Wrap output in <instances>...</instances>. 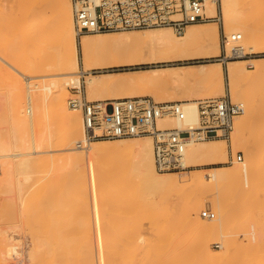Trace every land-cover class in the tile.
I'll use <instances>...</instances> for the list:
<instances>
[{
  "label": "bare ground",
  "instance_id": "obj_1",
  "mask_svg": "<svg viewBox=\"0 0 264 264\" xmlns=\"http://www.w3.org/2000/svg\"><path fill=\"white\" fill-rule=\"evenodd\" d=\"M22 1L28 3V7L23 10V20L26 22L36 8L38 0ZM217 1L205 0V12L208 16H216ZM39 2L38 9H46L49 12L48 23L29 24L22 39L15 40L8 50H5L0 42V76L4 77L3 84H5V89L0 91V213H2L1 217L7 220V225L0 228V264H10L13 259L17 264L27 262H29L27 264H36V260L38 262L36 256L42 250L45 257L50 255L52 258L44 259L40 264H81L80 261L83 260L87 264H122V257L116 255L110 258L105 252L109 242L106 224H109L110 208L119 210L118 213L115 214L114 211L112 214L116 220L113 221L114 230L123 234L122 232H126L124 230L131 226L130 222H136L133 221L134 218L131 221L132 211L126 208L130 203L135 208L134 212L139 215L151 212L154 215L152 218L158 220L156 224H161L170 208L164 206L158 214L157 210L151 207V200L156 198L159 201L158 199L164 196L165 189L171 186L183 185L202 189L205 192L212 191L214 201L220 200V191L226 186L241 191H247L252 187L253 168L258 166L257 158L264 157V137L256 135V140H252L251 137L258 122L264 124V91L257 94L259 88L255 90L256 86L264 84V59H252L254 61L252 69L244 66L243 62L246 60H229L226 65L230 97L234 101L243 102L245 107L243 114L236 116L240 118L236 120L234 130L230 132L231 144L234 149L244 148L245 160L233 162L229 168L208 169V173L203 172L206 169L159 172L155 167L152 139L149 135L133 136L129 140L122 137L111 142H101L100 140L103 139H99L85 143L80 108L68 103L66 85L78 87L80 78L84 76L85 90L91 98L119 99L150 95L157 101H182L186 112L185 119L183 121L172 118L160 119L159 126L196 123L197 99L217 96L223 92L222 72L218 64L220 62L199 63L194 69L167 66L146 70L147 72L144 73L139 71L137 75L124 74L112 78L108 77L111 73L97 75L92 74L91 70L137 62L217 56L219 41L216 25L191 23L181 34H176L168 26L82 34L79 38L80 57H78L70 0ZM251 2L253 0H220V6L226 35L233 31L240 32L242 39L239 44L247 50L254 51L261 48L258 43L257 27L261 11H252L251 9L255 7L251 6ZM32 47L36 49L34 56L29 54ZM9 67L19 74H15ZM45 67L50 73L41 75L44 77L43 81L29 82L30 78L37 76L33 74L36 68ZM20 74L27 77L25 88L19 77ZM165 84L174 86L176 93L179 94L159 93L158 88ZM199 84L207 88L204 93L198 94L197 90L190 88ZM50 105L52 109L49 108ZM51 113L63 128L60 136L64 142L62 148H59V135L51 126ZM79 142L84 144L79 145ZM54 146L57 148H53ZM52 151L65 153L56 158L44 154ZM113 152L132 157L131 170L121 175V178L113 177L114 172L107 167H103L102 171L99 170L101 162H109V156ZM185 156L186 161L197 165L225 161V142L222 139L190 141L186 145ZM63 166H66V170H62ZM84 170L92 171L93 217L98 236V251L88 256L75 257L65 254L59 247L60 199L55 193L59 194V186L69 180V175L72 176L76 186ZM76 171L80 174L78 175ZM35 172H46L49 174V181L33 186ZM44 202L54 207L52 208L54 215L50 213L52 216L50 219L53 220L46 227L48 237L52 233L57 237L54 244L50 242L47 248L40 250L42 239L38 234L30 235L31 245L26 251L21 239L11 236L8 230L23 227L26 220L21 223L19 219L28 213L31 206ZM203 202V199L188 201L183 210L193 231L202 234L196 239V251L186 249L190 253L185 250L189 253L185 258L184 255L187 253L181 251L182 249L178 251V248L185 244L182 245V237L181 239L174 237L173 244L170 243L171 247L163 250L161 245L159 250L156 245H152L153 242L143 240L139 234V239L137 238L139 241L134 243L140 252L137 257L132 258L131 264H225L229 261L235 247L225 231L228 227L229 211L217 205L219 215L204 220L199 214ZM52 205L49 207L51 208ZM30 213H32L31 209ZM126 218L130 221L127 222ZM157 229L160 230V227ZM210 233L221 240L220 250L214 251L210 248L206 236ZM260 236V227L253 223L250 229V241H256ZM130 241L128 240L127 243H131ZM181 252L184 258L180 256Z\"/></svg>",
  "mask_w": 264,
  "mask_h": 264
},
{
  "label": "rangeland",
  "instance_id": "obj_2",
  "mask_svg": "<svg viewBox=\"0 0 264 264\" xmlns=\"http://www.w3.org/2000/svg\"><path fill=\"white\" fill-rule=\"evenodd\" d=\"M39 1L40 0H38L36 8L32 11V13L29 15L28 19L25 22L23 20L24 19L23 10L28 7V3H25L22 0H0V42H2L3 44L2 47H4L5 50H8V47L12 45L13 42H15V40L22 39V37L24 36L26 32L27 27H29V24L31 23L41 24L44 22L45 24L48 23L49 12L46 9H38L40 8ZM251 3H252L251 6L253 8L255 7L254 9H251L252 11L254 12L261 11L259 12L260 18L259 20H257L258 21L257 27H258V34H259L258 43L259 45H261V48L257 49L258 51L257 50L251 51L249 49L248 50L249 52H261V51H264V0H253V2ZM214 17L215 19L213 20L199 22L198 24H203V25L215 24L216 25L218 41H219V53H220V38L222 34L226 35L225 30H224L223 20L221 18L220 0L217 1V14ZM79 38L80 37L75 36V44L77 47L78 57H80ZM245 50L247 49L245 48ZM35 53H36V49L32 47L29 54L34 56ZM213 57H216V56L203 57V58L200 57V58H193V59H187V60H175V61H159L158 60V61H151V62L150 61L137 62L133 64L110 66V67L103 68V69L93 68L92 70L95 69L96 71L93 72L91 70V72L92 74H97V75L111 73V75H109L108 77L111 76L110 78H112V76L117 77V76L124 75V74L125 75H132V74L137 75L140 73L139 71L144 73V72H147L146 70L149 71L155 68H161V67H167V66H183V67H186L185 69H194L196 68L195 65L199 63L219 62L218 60L213 59ZM260 58L264 59V54L253 56V57L232 59V60H246L243 62L244 66L246 68L252 69L254 67V63H253L254 61L252 59L255 60V59H260ZM218 64L222 72L223 92L220 95L210 96V97H222L224 95L230 96L229 83H228L229 80H228V75L226 71L227 63L221 64L220 62ZM249 64H251V66H249ZM10 70H12L15 74H19L15 69L10 68ZM118 72L122 74H116ZM48 73H50V70L47 67L43 69L36 68L33 74L37 76L30 78L29 82H33L35 80L38 82H41L44 79V77H42L41 75L48 74ZM19 77L21 78L23 82V86L25 88L28 82L27 77H25L24 75L22 76V74H20ZM80 79H81L80 87L84 91L88 100L109 99L107 97L100 98V99L91 98L85 90L84 76H82ZM3 82H4V77L0 76V91L5 89L4 87L5 84H3ZM202 85L199 84L198 86L195 85L190 88L192 90H197L199 92L198 94H200L202 92L204 93L206 91L205 89H207L204 85L203 86ZM200 86L204 87V89ZM66 88L68 90L67 92L68 100L72 96L75 97L77 95L75 93L74 86L67 84ZM258 88L259 90L257 91ZM255 90L257 91L256 92L257 94H260L262 91H264V84H260L256 86ZM157 91L159 93L179 94V93H176L177 90L175 89V87L170 86L169 84L161 85V87L158 88ZM179 91H183V90H179ZM146 96L154 98L153 96H150V95H146ZM210 97H206V98H210ZM199 99H204V98H199ZM49 108L52 109L53 108L52 105H50ZM80 113H81V110H80ZM242 114L243 112L240 115ZM239 118L240 117H236L234 119L232 131L234 130V125H235L236 120ZM50 121H51L52 129L55 131L56 134L59 135V148H62L64 142L60 139V136H61V132L63 131V128L62 126H60L55 115L52 113H51ZM81 123H82V113H81ZM256 128H254L255 130L253 129V132H252L253 135L251 136L252 140H256L257 136L259 135H262L260 137H264V124H262V122L261 123L258 122V126ZM123 138H125L126 140H129L131 137H123ZM117 139L118 138L103 139L100 141L101 142H111ZM210 139L224 140L225 148H226L225 161L204 164V165H197L195 163L193 164L192 162L187 161V163L189 164L191 163L194 166L191 168L185 169V170H181V171L185 172L188 170H205L206 169L203 172L208 173L209 172L207 171L208 169L212 170V168L214 167L229 168L230 166H232L233 162H242L245 160V150L243 147H238L236 149L232 148L231 133L228 138L214 137ZM53 148H57V147L54 146ZM64 153H65L64 151H52V152L44 153V154L47 156L56 158L57 156L59 157L62 156ZM238 154L241 155L242 157L241 160L236 159V156ZM109 157H110L109 162L107 163L101 162V167L99 168V170L101 169L100 171H102L103 167H107L112 172H114L113 177L121 178V175H124L125 173H128L131 170L130 169L131 165H133L132 157H128L119 152H113L110 154ZM257 163H258V166H255L252 171L253 181H254L252 187L247 191H241L238 189L237 190L234 189V187L226 186L220 191V195H221L220 200L222 201L220 200L214 201L212 197L213 195L212 191L205 192V191H202V189L200 190V189L187 187L183 185L178 186V187L171 186L172 188L171 187L166 188L165 189L166 192L164 196L161 197L162 199L161 198L158 199L160 202L157 201L156 198L155 199L153 198V200H155L153 201L151 200L152 197H150V200H151L150 205L152 208H155L157 210L158 214L161 213V209L164 206L171 209V211L169 209L168 211L169 213H166L165 217H163L164 219H162V223L161 224L157 223L158 225L156 224L158 220H156L155 218H152L154 217V215L151 212L148 214H145L147 216L139 215L136 212H134L135 208H133L132 207L133 205L130 203V206L126 208L132 211L131 221L134 218L135 220L133 221H136V222L138 221V222L137 223L130 222L131 226L127 228V230L126 229L124 230L126 232H122L123 234H120V232L114 230L113 221H116V220H115V217L113 218L112 216L114 211H115L114 213L116 214L118 213L119 210L116 209L117 210L116 211L114 208H110L109 211L111 214L109 215V220H108L109 224H106L107 237L109 239V242L105 250L106 254L110 258L116 255L120 256L123 259L122 264H131L132 258H134L135 256L137 257V254L140 252V249L136 248V244H135L139 241L138 240L139 234L143 240L149 241L150 243L153 242L152 245H156V247L159 250H161L162 248L163 250H165L171 247L172 245L170 246V243L173 244L174 240L172 239H174V237L176 239L178 238L181 239L182 237L183 243L182 242L181 243L182 245L184 243L185 244L184 246H180L181 248L179 247L178 251L180 249H182L181 251H183L184 253L186 251L189 252L191 250L196 251V247H197L196 239L199 236H202V234L199 235L198 233H195L193 231V227L191 226L190 222L185 218L183 210H184L185 205L188 203V201L191 202L196 199H203L204 202L200 208L199 214H200V217L204 220L206 219L210 220V218H205L201 216V211L204 209H211L215 213L213 218L219 215V212L217 211V208H216L217 205L219 207H225L229 211L228 227L225 231L227 233V236L234 242L233 244L235 245V247L233 251L231 252V258L225 264H264V157L262 156L258 157ZM62 170H66V166H63ZM181 171H175V172H181ZM76 173L78 174L77 171ZM33 174L35 175V177L33 178L34 180L33 186H37L39 183H46L50 179L49 174H47L46 172H38V173L35 172ZM45 174L47 175V178ZM91 174H92V171L84 170L81 173V176H82L80 177L81 179H79L76 182V186H74V183L71 178L72 176L68 174L69 180H67L65 184L61 183L62 185L59 186L60 191L58 195L57 193H55L56 194L55 196L58 199H60L59 200L60 201L59 202V208H60V211H59L60 213L59 214V247L62 249V251L65 254L72 255L75 257H80L84 255L88 256V254L98 251V245H97L98 236L96 233L97 231H96V226H95L94 217H93L94 203L92 200ZM69 184L70 185L72 184V186H70ZM44 204H39V205L35 204L34 206H31V208L28 209V213H26L25 216L22 217V219L21 218L19 219L20 221H22L21 223H24V221L26 220L25 221L26 224L25 223L24 225L22 224L23 227L21 226L16 229L11 228L12 230L7 229L8 233L11 236L15 237L16 239L18 238L21 239V240L20 239L18 240L22 242L23 247L26 249V251L29 249L28 246L30 247L31 245V236L33 234H38L39 237L42 239V242H41L42 247L39 248L40 250L47 248L48 243L50 242L54 244L55 239L57 237V235L55 236L54 233H52L48 237V228L46 229V227H48V223L53 220V219L52 220L50 219L52 217L50 213L54 215V210L52 209L54 207L52 204H50L52 205V207L50 208L49 207L50 205L47 202H44ZM35 208H39V209H35ZM30 209L32 213H30ZM1 215L2 213H0V220H1L0 228L5 227L7 225V220H4L3 216L1 217ZM28 217L30 218L28 219ZM129 221L130 220L128 219L127 222ZM130 223L128 224L130 225ZM253 223L257 224L260 227L261 236L258 240L252 242L250 241L249 237H250L251 225ZM156 226L160 227L161 232L160 230H158L159 228L157 229ZM34 231H36V233ZM206 236H207V240L209 241V245L211 249H213L214 251H218L221 249V240L216 238L215 234L210 233ZM123 237L126 239H123ZM128 240L129 241L131 240L130 241L131 243L128 242L129 243L128 244L127 243ZM154 242H156L159 245L155 244ZM165 243H166V246H165ZM159 246H161V249ZM239 246L241 248H239ZM186 249H189V251ZM129 250H131L132 252ZM183 252L180 253L181 257L183 256L182 255ZM189 253L184 255L185 258L188 256ZM47 258L50 260L52 257L50 255L45 257L44 251L42 250L36 256V259H38V262L35 259L36 264H40L41 262H43L44 259H47ZM13 261L16 263L14 259ZM13 261H10V264H15ZM80 263L87 264V262H84V260L80 261Z\"/></svg>",
  "mask_w": 264,
  "mask_h": 264
},
{
  "label": "built area",
  "instance_id": "obj_3",
  "mask_svg": "<svg viewBox=\"0 0 264 264\" xmlns=\"http://www.w3.org/2000/svg\"><path fill=\"white\" fill-rule=\"evenodd\" d=\"M204 2L205 0H70L77 37L87 33L164 26L181 34L191 23L215 19L205 12ZM241 39L242 34L238 31L222 34L220 53L213 59L226 64L232 59L264 54V51H245L239 44ZM74 88L77 95L70 98L68 103L81 110L85 143L99 139L149 135L152 139L155 167L159 172H175L193 167L186 161L185 148L188 142L214 137L228 138L233 129L234 118L245 108L243 102L233 101L229 95L198 99L196 123L159 126L158 120L164 118L183 121L186 117L184 103L157 101L149 96L88 100L80 85ZM236 159L241 160V155L238 154ZM214 215L211 209L201 211V216L205 218H213Z\"/></svg>",
  "mask_w": 264,
  "mask_h": 264
}]
</instances>
